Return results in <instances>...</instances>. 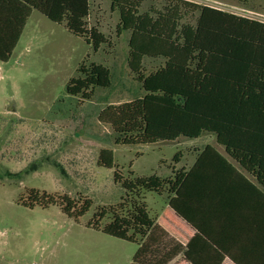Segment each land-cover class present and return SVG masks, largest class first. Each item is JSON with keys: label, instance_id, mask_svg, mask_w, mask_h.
<instances>
[{"label": "trees", "instance_id": "16d2710c", "mask_svg": "<svg viewBox=\"0 0 264 264\" xmlns=\"http://www.w3.org/2000/svg\"><path fill=\"white\" fill-rule=\"evenodd\" d=\"M144 1L111 0V7L120 13L118 35L131 33L128 65L145 95L106 106L99 121L111 125L116 145H148L213 134L226 153L264 187V21L186 0H166L164 10L153 15L142 12ZM0 4L8 18L10 10L12 14L11 44L0 54L1 61H8L15 51L34 10L65 24L95 52L110 43L98 28L89 27L91 0H0ZM195 13V24L182 23ZM9 28L7 22L5 29ZM145 58L164 59L165 63L147 73ZM78 72L66 91L82 103L92 100L97 88L112 86V72L103 64L83 63ZM198 152L190 169L177 167L181 162L178 152L172 176L167 178L136 176L134 172L132 178H125L117 170L115 181L127 191V198L117 205L99 207L88 225L137 244L130 264H170L180 255L178 264H203L200 254L204 248L199 245L203 233L189 214L194 194H188V187L206 199L227 198L230 188L259 189L213 146ZM114 156L113 150L102 149L98 164L113 168ZM147 193L167 195L164 223L152 216L143 196ZM29 200L23 204L31 208L59 204L75 221L92 206L89 198L36 189L30 190ZM170 225L189 226L195 232L189 240L179 241Z\"/></svg>", "mask_w": 264, "mask_h": 264}, {"label": "rangeland", "instance_id": "374dc122", "mask_svg": "<svg viewBox=\"0 0 264 264\" xmlns=\"http://www.w3.org/2000/svg\"><path fill=\"white\" fill-rule=\"evenodd\" d=\"M210 5L264 21V0H186ZM89 27L104 33L110 43L95 52L84 38L72 34L34 10L13 59L0 63V264H130L138 245L109 236L88 224L99 207L121 203L127 191L115 181L119 170L125 178L157 174L172 176L178 168L191 167L197 148L216 147V136L148 145H116L111 125L99 121L110 104H121L145 95L128 65L129 39L118 35V10L111 0H91ZM166 0H145L142 12L163 11ZM198 13L182 23L195 24ZM85 63L103 64L112 72V86L97 88L92 100L80 102L67 93V84L78 77ZM164 59L145 58L147 73L164 65ZM114 151L115 167L98 164L102 149ZM224 156H226L224 154ZM227 158V157H226ZM92 200L79 221L59 204L31 208L30 190ZM152 216L164 223L167 195L144 194Z\"/></svg>", "mask_w": 264, "mask_h": 264}, {"label": "crops", "instance_id": "0c3cea01", "mask_svg": "<svg viewBox=\"0 0 264 264\" xmlns=\"http://www.w3.org/2000/svg\"><path fill=\"white\" fill-rule=\"evenodd\" d=\"M7 22L10 27L8 30L5 29ZM11 22V10L8 18L5 10L3 12L0 7V54H4L8 44H11ZM12 59L13 51L8 61L0 60V63L7 64ZM217 146L223 150L225 157L235 169L259 191L230 188V196L227 198H220L217 195L214 198L206 199L197 196L192 186L188 187V194L190 192L194 194L189 214L203 233V236L199 238V245L204 248L200 254V260L203 264H264V187L257 178L248 173L226 153L224 146L218 143ZM204 148L196 149L197 158L198 151ZM214 148L220 152L216 147ZM221 154L224 156L223 153ZM235 179L239 180L240 185L243 186L244 182L237 177ZM183 227L170 225V230L179 241L189 240L195 232L189 226ZM181 257L182 255L176 257L170 264H178Z\"/></svg>", "mask_w": 264, "mask_h": 264}]
</instances>
